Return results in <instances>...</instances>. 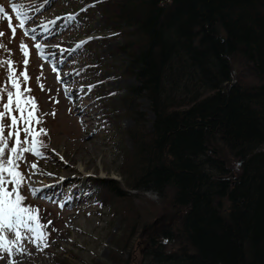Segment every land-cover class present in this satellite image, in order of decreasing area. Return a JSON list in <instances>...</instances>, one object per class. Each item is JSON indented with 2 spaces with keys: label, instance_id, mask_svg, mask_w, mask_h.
<instances>
[{
  "label": "trees",
  "instance_id": "1",
  "mask_svg": "<svg viewBox=\"0 0 264 264\" xmlns=\"http://www.w3.org/2000/svg\"><path fill=\"white\" fill-rule=\"evenodd\" d=\"M98 1L135 82L118 100L132 126L117 147L122 183L94 180L84 193L123 206L133 223L134 197L170 200L186 248L154 245L150 264H264V0ZM125 238L108 264L126 262Z\"/></svg>",
  "mask_w": 264,
  "mask_h": 264
},
{
  "label": "rangeland",
  "instance_id": "2",
  "mask_svg": "<svg viewBox=\"0 0 264 264\" xmlns=\"http://www.w3.org/2000/svg\"><path fill=\"white\" fill-rule=\"evenodd\" d=\"M88 1L92 0H0V6L7 13V17L0 14V31L5 33L0 42L8 50H0V59L14 62L12 67L21 80V92H24V97L35 98L37 117L45 114L42 124H33V127L36 131L41 127L47 130V134L38 139L48 145L43 157L25 153L27 163H21L19 171L26 177L34 173L21 189V194L26 197L22 206L38 209L40 223L47 225L46 230L50 233L49 246L39 251L34 244L24 241L30 254H17V264H56L55 261L63 264H108L110 252L118 251L114 249V242L123 235L126 236L125 248L119 252L126 260L124 264H150L145 253L154 250V245H158L165 255L176 254L186 248L179 238H175L179 215L170 209L169 199L161 200L148 192L142 197H134L139 215L133 223V217L122 221L123 206L101 202L94 193H84L94 180L111 179L122 183L117 147L129 146L128 140H121L120 132L130 128L132 121L123 114L118 100L126 94L129 86L135 84L123 73L125 58L116 51L120 39L113 37L103 22L102 4L98 0L94 3ZM14 2L22 4L30 17L23 29L12 11ZM84 8L87 10L81 11ZM68 14H75V19L68 21ZM53 19H56V25L45 31L41 25ZM9 23L16 28L14 37ZM32 28L36 29L35 34L30 31ZM25 31L29 33L27 36ZM33 35L36 40L32 39ZM22 41L29 51L26 68L20 49ZM82 41L86 43L77 47ZM36 43L43 45L47 59L38 54ZM54 61L57 71H53ZM25 70L29 76L26 83L20 76ZM6 75V68L0 67V84L4 83ZM26 88L31 91L25 92ZM137 103L145 125L149 126L152 114L147 101L138 97ZM53 112L55 116L51 114ZM5 123L10 124V119ZM20 126L23 127L22 124ZM20 138L21 141L25 139L23 132ZM83 140L87 143L85 148L79 146ZM11 146L14 144L10 142ZM221 149L227 155L226 149ZM76 150L82 156L89 154L96 168L84 173L76 170L77 163L69 164L64 155L73 153L76 157ZM31 163H36L37 169H29L27 165ZM8 187L11 190L12 186ZM30 187L37 189L35 195L30 194ZM150 204L158 207L152 209ZM132 223V230L128 232L125 225ZM150 238L155 241L153 244ZM0 256H3L0 264H8V255L0 252Z\"/></svg>",
  "mask_w": 264,
  "mask_h": 264
},
{
  "label": "snow or ice",
  "instance_id": "3",
  "mask_svg": "<svg viewBox=\"0 0 264 264\" xmlns=\"http://www.w3.org/2000/svg\"><path fill=\"white\" fill-rule=\"evenodd\" d=\"M11 7L19 20V27L23 29L30 17L27 16L22 4L14 2ZM86 10V8L81 9V11ZM0 14L7 17L3 6H0ZM8 19L10 20V18ZM66 19L68 21L75 19V14H68ZM56 22V19H53L41 26L45 31H48L50 26L56 25ZM9 27L12 29V36L14 37L16 28H13L11 23H9ZM30 31L35 34L36 29L32 28ZM28 34V31H25L24 35L27 36ZM4 36L5 33L0 31V37ZM32 39L36 40V36L33 35ZM89 39L92 38L89 37ZM84 43L86 41H82L77 47H81ZM35 48L42 58L47 59L42 44L36 43ZM20 49L25 57L23 64L26 68L29 64L28 46L22 41ZM0 50L8 51L2 42H0ZM13 63L10 59H0V67H5L7 71L4 83L0 84V108H2L0 110V252L8 255V264H17L15 260L17 254H30L24 246V241L34 244L39 251H42L43 248L49 246L48 236L50 235L46 231L47 225L40 223V218L37 215L38 209L31 206H22V202L26 197L21 194V189L24 183L30 180V175L34 174L30 173L26 177L19 171L21 163H27L24 154L31 153L37 157H43L45 155L44 150L48 148V145L43 140L38 139L42 134L46 135L47 130L41 127L39 131H36L33 127V124H42V116L45 114L37 117L38 107L35 98L24 97V92L20 90L21 80L15 75V69L12 67ZM55 63L56 61L53 62V71H57ZM20 76L23 77L24 83L29 80L26 70L21 72ZM40 87L43 89V85H40ZM30 91V88L25 89V92ZM51 114L55 116V112ZM9 119L10 124L5 123ZM21 124L23 127L20 126ZM6 129L8 131L5 135ZM21 132L25 136L23 141L20 139ZM10 142L14 146L10 147ZM60 159L62 160L63 157H60ZM27 166L29 169H37L38 167L36 163ZM48 175L52 174L49 173ZM8 185L12 186L11 190ZM29 192L35 195L37 189L30 187ZM60 206L63 207V205ZM48 224H51V221ZM52 230L56 231L54 228ZM0 258H3V256H0Z\"/></svg>",
  "mask_w": 264,
  "mask_h": 264
},
{
  "label": "bare ground",
  "instance_id": "4",
  "mask_svg": "<svg viewBox=\"0 0 264 264\" xmlns=\"http://www.w3.org/2000/svg\"><path fill=\"white\" fill-rule=\"evenodd\" d=\"M86 145H87V143L85 142V140H83V141H81V144L79 146H82V148H85L84 146H86ZM76 153H77L76 157L73 156V153L69 154V155L67 154L68 158L66 157L67 156L66 154L64 155L65 159L67 161H70L69 164H72L71 162L77 163L76 170H80V171L82 170V172L86 173L87 170L92 169V168H94V169L96 168L94 160L88 157L89 154H87V156L86 155L82 156V153L79 152L78 150H76ZM87 157H88V159H86ZM56 160H59L58 157L56 158Z\"/></svg>",
  "mask_w": 264,
  "mask_h": 264
},
{
  "label": "water",
  "instance_id": "5",
  "mask_svg": "<svg viewBox=\"0 0 264 264\" xmlns=\"http://www.w3.org/2000/svg\"><path fill=\"white\" fill-rule=\"evenodd\" d=\"M231 176V175H230Z\"/></svg>",
  "mask_w": 264,
  "mask_h": 264
}]
</instances>
